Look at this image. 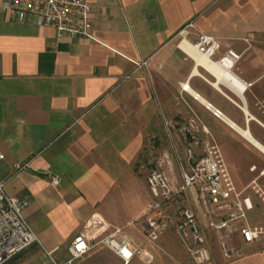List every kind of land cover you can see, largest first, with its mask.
<instances>
[{
  "label": "crops",
  "instance_id": "0c3cea01",
  "mask_svg": "<svg viewBox=\"0 0 264 264\" xmlns=\"http://www.w3.org/2000/svg\"><path fill=\"white\" fill-rule=\"evenodd\" d=\"M90 17L94 39L59 35L0 0V179L10 196L31 200L25 215L60 260L96 215L151 261L142 253L126 262L96 243L76 264H196L173 230L155 243L146 238L138 220L152 196L141 164L158 166L167 153L158 167L181 184L176 150L200 155L215 141L233 157L240 190L255 180L264 188V153L214 111L264 145V0H95ZM191 21L220 38L223 52L241 55L232 73L243 91L225 68L211 71L178 48ZM235 142L248 149V163L235 157ZM252 216L264 223L263 208ZM5 264H46L44 250L34 244ZM204 264H264V242L233 260L215 247Z\"/></svg>",
  "mask_w": 264,
  "mask_h": 264
},
{
  "label": "built area",
  "instance_id": "2783aa9c",
  "mask_svg": "<svg viewBox=\"0 0 264 264\" xmlns=\"http://www.w3.org/2000/svg\"><path fill=\"white\" fill-rule=\"evenodd\" d=\"M94 1L3 0V8L17 15L21 21L34 17L39 24L54 27L59 35H83L94 39L90 17ZM193 34L197 37L195 41L191 39ZM177 37L178 48L188 56L183 47L192 48L225 68L228 74H233L232 69L241 55L230 49L223 52L221 39L201 30L195 21L182 27ZM146 65L147 61L139 67ZM183 89L188 90L186 85ZM214 111L217 116H222L220 111ZM175 155L180 165L181 184H176L158 167L169 162V154L163 153L156 159L158 166L153 164V160L141 164L142 169L147 170L146 183L152 199L138 222L149 241L158 242L173 230L196 264L212 261L215 247L225 260H233L242 257L246 247L264 242V223L254 222L252 216L257 207L264 210V188L256 180L240 190L215 141L205 143L200 155H196L191 147L183 152L176 150ZM2 159L4 156L0 155ZM29 166L30 162L19 163L15 169ZM50 178L53 184H58L57 178ZM6 182L0 179V264H5L34 244L44 250L46 264H76L96 243L109 246L126 262H132L136 255L142 253L151 261L147 251L133 250L131 239L123 229L107 232L96 215L90 218L85 231L74 238L68 258L60 260L54 251L44 246L25 215L31 200L10 196L6 192Z\"/></svg>",
  "mask_w": 264,
  "mask_h": 264
},
{
  "label": "bare ground",
  "instance_id": "6f19581e",
  "mask_svg": "<svg viewBox=\"0 0 264 264\" xmlns=\"http://www.w3.org/2000/svg\"><path fill=\"white\" fill-rule=\"evenodd\" d=\"M183 47V46H182ZM185 51L192 57H194L198 63L205 66L207 69L218 72L219 74H223V71L216 66L211 60L205 58L204 56L198 54L195 50L192 48H186L183 47ZM226 78L232 80V82L238 86V88L243 91L245 89L243 83L239 81L233 74H226ZM187 86V89L192 92L190 86L188 84H185ZM184 85V86H185ZM222 118L233 128L238 134H240L243 138H245L247 141L252 143L255 147H257L260 151L264 153V145L258 141V139L255 138V136L252 134L251 130L248 128H242L240 125L233 122L231 119L225 118V116L222 115Z\"/></svg>",
  "mask_w": 264,
  "mask_h": 264
},
{
  "label": "rangeland",
  "instance_id": "374dc122",
  "mask_svg": "<svg viewBox=\"0 0 264 264\" xmlns=\"http://www.w3.org/2000/svg\"><path fill=\"white\" fill-rule=\"evenodd\" d=\"M261 117H262L261 118L262 121H264V115H261ZM237 136H238V138L240 140H244V138H242L239 134H237ZM217 144L220 147V144L219 143H217ZM165 145H167V144H165ZM231 145H232L231 148L234 151L233 153H234L235 157L240 161V163H248V161H249V152H248V149L247 148H244L241 145V142H235V143H232ZM158 146H159V144H158ZM204 148H205V144L203 146V151H204ZM221 151H222V149H221ZM222 154L224 156V159H225V161H226L229 169L231 170L232 176H235V179H237L236 178V174L234 175L233 170H232L233 169V163H232L233 162V157H231L228 153L223 152V151H222ZM255 169H256V167H255ZM239 177L242 179V181L244 180V175H240Z\"/></svg>",
  "mask_w": 264,
  "mask_h": 264
},
{
  "label": "water",
  "instance_id": "95a60500",
  "mask_svg": "<svg viewBox=\"0 0 264 264\" xmlns=\"http://www.w3.org/2000/svg\"><path fill=\"white\" fill-rule=\"evenodd\" d=\"M222 115V114H221Z\"/></svg>",
  "mask_w": 264,
  "mask_h": 264
}]
</instances>
